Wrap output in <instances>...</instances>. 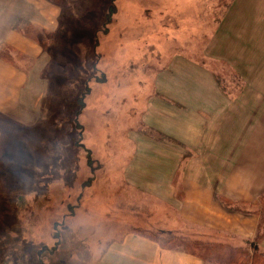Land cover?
I'll return each instance as SVG.
<instances>
[{"label": "rangeland", "instance_id": "rangeland-1", "mask_svg": "<svg viewBox=\"0 0 264 264\" xmlns=\"http://www.w3.org/2000/svg\"><path fill=\"white\" fill-rule=\"evenodd\" d=\"M67 3L52 29L23 18L15 24L39 40L41 56L26 58L0 45L1 55L24 64L29 75L22 95L25 109L10 113L18 118L12 120L11 146L0 163V231L17 229L14 241L0 236V264L8 263L7 243L20 242L26 244L30 264H87L83 261L101 255L111 233L122 235L126 223L156 226L145 197L144 209H132L122 195L130 197V189L111 194L117 188L109 184L107 169L113 165L119 171L129 161L134 133L159 136L142 122V107L158 73L176 55L207 62L219 84L239 97L235 111L245 121L252 93L244 92V85L264 79V59H257L263 52L256 57V49L264 47V0H255L261 11H251V0ZM214 43L226 58L240 57L239 66L209 57L205 48L209 54ZM72 212L95 219L71 218ZM131 213H138L135 220L116 218ZM109 214L115 215L106 218ZM56 243L59 252L52 248Z\"/></svg>", "mask_w": 264, "mask_h": 264}, {"label": "crops", "instance_id": "crops-1", "mask_svg": "<svg viewBox=\"0 0 264 264\" xmlns=\"http://www.w3.org/2000/svg\"><path fill=\"white\" fill-rule=\"evenodd\" d=\"M251 2V11L262 10L257 8L255 0ZM65 5H69L67 0L63 3L56 0H5L2 4L0 0V45L8 44L14 52L26 58L41 56L44 47L39 40L16 27L15 23L18 18H23L52 29L55 23H59ZM251 36L260 37L256 31H251ZM220 46L214 43L208 54L207 45L205 53L212 58L224 57L239 66L240 57L234 58L230 54L226 58L219 51ZM256 51V57L263 52L257 59H264V47H258ZM234 60H237L236 64ZM23 65L0 57V112L11 120L18 117L10 113L18 114L25 109L22 95L29 75ZM260 69V75L264 74V67ZM244 86V92L252 93L251 115L246 121L245 115L235 111L236 105L240 104L239 97L234 99L229 90L219 84L215 71L207 68V62L199 63L196 58L176 55L158 73L144 109L142 107L141 120L148 127L155 128L154 133L159 136L134 133L131 139L135 145L129 161L121 163L119 171H115L113 165L107 169L109 184L117 188L111 194L119 195L130 189V197L126 193L122 195L132 209H144L142 197H145L151 202L147 215L152 217L156 226L126 223L120 237L110 234L112 236L103 245L101 255L96 254L97 259L83 262L207 264L192 250L163 245L147 232L153 229L172 230L189 238L229 242L246 246L249 251L251 243L256 241L264 250V227L256 209L264 196V79ZM106 195L109 194L105 191ZM224 199L231 202L227 204ZM112 215L115 214L105 217ZM70 216L77 219L83 216L91 220L89 223L95 219L94 214L81 212H72ZM137 216L138 213H131L116 218L135 220ZM2 230L0 236H10L14 241L17 229ZM23 237L25 232L22 240ZM7 246L6 264L31 263L27 259L26 244L20 242L12 246L7 243ZM72 248L77 250L76 246ZM55 251H60V245ZM72 251L71 259L74 258Z\"/></svg>", "mask_w": 264, "mask_h": 264}, {"label": "trees", "instance_id": "trees-1", "mask_svg": "<svg viewBox=\"0 0 264 264\" xmlns=\"http://www.w3.org/2000/svg\"><path fill=\"white\" fill-rule=\"evenodd\" d=\"M113 7L114 4L109 2L108 9L112 11ZM0 57L7 59V57H3L1 53ZM7 60H11V58L9 57ZM12 127V120L0 112V163L11 146L10 140L13 135L11 130ZM224 201L227 204H229L228 202H231L228 199H224ZM256 209L257 213L261 214V226L264 227V202L257 205ZM147 232H149L152 237L160 240L163 245L182 247L198 253L207 264H264V250L260 249L256 241L251 243V252L246 246H237L232 245L229 242L215 240L189 238L167 229H153L148 230ZM57 244L58 243L52 245V248H56ZM53 252L54 251L51 253ZM41 262H45V260H42Z\"/></svg>", "mask_w": 264, "mask_h": 264}]
</instances>
